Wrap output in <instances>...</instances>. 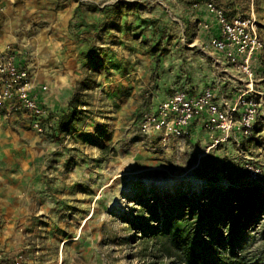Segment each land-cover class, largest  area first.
Returning a JSON list of instances; mask_svg holds the SVG:
<instances>
[{
  "label": "rangeland",
  "instance_id": "374dc122",
  "mask_svg": "<svg viewBox=\"0 0 264 264\" xmlns=\"http://www.w3.org/2000/svg\"><path fill=\"white\" fill-rule=\"evenodd\" d=\"M7 1L5 16L14 31L20 28L37 44L55 35L72 38L83 56L82 78L54 115L58 126L38 131L44 152L38 160L32 248L39 264H180L134 229L140 194L159 189L195 194L211 183L264 186V177L251 178L247 169L252 164L264 170V116L251 136L237 128L228 136L204 125L207 133L220 134L192 137L188 132L165 141L144 128L176 90L201 92L178 87L157 103L158 83L148 82L144 70L159 77L163 57L198 49L203 21L198 3L207 6V0ZM258 1L264 18V0ZM61 44L62 52L76 49L66 39ZM75 96L79 117L64 129ZM249 240L252 256L264 264V217Z\"/></svg>",
  "mask_w": 264,
  "mask_h": 264
},
{
  "label": "crops",
  "instance_id": "0c3cea01",
  "mask_svg": "<svg viewBox=\"0 0 264 264\" xmlns=\"http://www.w3.org/2000/svg\"><path fill=\"white\" fill-rule=\"evenodd\" d=\"M219 2L231 15H253L264 22L258 0ZM7 4V0H0L3 7V13L0 15V53L8 44L15 47L17 61L31 69L36 86L35 92L51 109L54 117L56 112H61V106L70 101L74 89L82 78L83 56L72 38L63 39L55 35L45 42L40 40L43 43L37 44L35 38L25 35L20 28L14 31L9 18L5 16L9 9ZM198 6L201 10L198 11L201 15L198 19L216 20L210 14L206 3L200 2ZM201 28L199 37L202 39L196 40L198 49L188 52L181 49L176 51L174 58L171 55L163 57L159 77H155L153 71L144 70L148 82L158 83L157 103L172 94L170 89L186 88L190 85L192 89L194 87L202 91L212 86L216 89L220 101L226 106L233 105L243 92L255 96L261 104L259 118L263 117L264 53L253 57L251 61L253 75L250 76L225 53L214 49L210 43L212 32L204 26ZM259 31L264 40V27L260 22ZM65 39L70 42L71 48L76 49L60 51L63 46L61 42ZM244 58L245 55H241L239 59L244 61ZM127 73L136 79L134 71L129 69ZM45 85L48 86L47 89H43ZM53 117L49 120L50 123L54 122ZM188 132L192 137L202 132L208 136L220 134L219 131L207 133L209 131L204 127V119L199 117L192 122ZM39 139L40 135L32 126L28 115L20 110H13L9 105L0 109V263L14 258L18 250H24L26 253L27 259L24 264H39L40 261L36 250L32 248L35 241L33 235L36 231L32 209L39 196L36 188L37 175L42 165L38 160L41 157L40 153L44 152V148L38 143Z\"/></svg>",
  "mask_w": 264,
  "mask_h": 264
},
{
  "label": "built area",
  "instance_id": "2783aa9c",
  "mask_svg": "<svg viewBox=\"0 0 264 264\" xmlns=\"http://www.w3.org/2000/svg\"><path fill=\"white\" fill-rule=\"evenodd\" d=\"M207 8L216 19L201 22L212 32L210 43L248 75H253L252 59L256 54L264 53V40L257 18L240 14L229 17L217 0H207ZM2 13L0 5V15ZM241 55H245L244 61L239 59ZM35 87L31 69L17 61L15 47L8 44L0 53V109L9 105L13 110L28 115L37 131L52 132L58 126L57 117H53L51 109L38 98ZM47 88L46 85L43 87ZM260 113V102L248 92L241 93L233 105L226 106L212 86L197 94L178 89L160 104L157 113L147 118L144 128L148 132L160 133L168 141L172 136L181 137L188 133L192 122L199 117L204 119V125L210 130H222L230 136L237 128L244 136H251L256 133ZM51 117L54 118L52 123L49 121ZM247 169L251 178L260 180L264 177L260 166L248 164ZM26 259L25 251L18 250L14 258L0 264H24Z\"/></svg>",
  "mask_w": 264,
  "mask_h": 264
},
{
  "label": "trees",
  "instance_id": "16d2710c",
  "mask_svg": "<svg viewBox=\"0 0 264 264\" xmlns=\"http://www.w3.org/2000/svg\"><path fill=\"white\" fill-rule=\"evenodd\" d=\"M71 104L64 129L79 117L76 96ZM136 200L134 229L180 264H257L249 238L264 217V186L211 183L195 194L148 191Z\"/></svg>",
  "mask_w": 264,
  "mask_h": 264
},
{
  "label": "bare ground",
  "instance_id": "6f19581e",
  "mask_svg": "<svg viewBox=\"0 0 264 264\" xmlns=\"http://www.w3.org/2000/svg\"><path fill=\"white\" fill-rule=\"evenodd\" d=\"M159 193H160V194H165V191L159 189ZM63 260H64V258H63Z\"/></svg>",
  "mask_w": 264,
  "mask_h": 264
}]
</instances>
